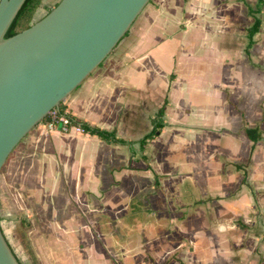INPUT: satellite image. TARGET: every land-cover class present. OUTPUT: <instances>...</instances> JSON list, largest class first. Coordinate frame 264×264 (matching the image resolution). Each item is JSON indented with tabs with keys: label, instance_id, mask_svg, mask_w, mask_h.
I'll list each match as a JSON object with an SVG mask.
<instances>
[{
	"label": "crops",
	"instance_id": "crops-1",
	"mask_svg": "<svg viewBox=\"0 0 264 264\" xmlns=\"http://www.w3.org/2000/svg\"><path fill=\"white\" fill-rule=\"evenodd\" d=\"M256 3L146 4L64 103L131 143L40 127L17 144L0 170V226L22 264H114L111 256L177 264L185 242L149 235L169 227L208 246L177 255L193 264H259L229 237L264 208V5L252 14ZM255 16L261 26L247 51ZM164 102V127L141 146ZM246 125L263 138L254 143Z\"/></svg>",
	"mask_w": 264,
	"mask_h": 264
},
{
	"label": "water",
	"instance_id": "water-1",
	"mask_svg": "<svg viewBox=\"0 0 264 264\" xmlns=\"http://www.w3.org/2000/svg\"><path fill=\"white\" fill-rule=\"evenodd\" d=\"M26 0H0V170L34 126L113 51L150 0H60L5 37ZM0 264H21L0 226Z\"/></svg>",
	"mask_w": 264,
	"mask_h": 264
},
{
	"label": "rangeland",
	"instance_id": "rangeland-1",
	"mask_svg": "<svg viewBox=\"0 0 264 264\" xmlns=\"http://www.w3.org/2000/svg\"><path fill=\"white\" fill-rule=\"evenodd\" d=\"M60 0H42L40 5L37 7V9L34 12L33 15V19L32 22H36L37 20L41 19L43 16H45L48 11L52 8H54L56 6L57 3H59ZM67 98V97H66ZM66 98L62 101L65 103ZM42 128V121L39 122L36 126H34L32 128V130L34 129H38V128ZM44 128V127H43ZM29 135V134H28ZM28 135L25 136L24 139H26L28 137ZM23 140V138L21 139V141ZM20 141V142H21ZM19 142V143H20ZM18 143V144H19ZM260 211L258 213H254L253 216L248 218V222L247 224H249L248 228H239L237 227L236 230L237 233L230 234V239L232 241L235 242V238H240L237 240H242L241 245H236L233 246L235 247V251L234 252H244V253H248L250 256H252L254 259L257 258V255L260 256L259 259V264H264V259L262 258L263 254H264V208L260 207ZM152 212V210L149 208V212ZM149 219L152 218V220H155V215L151 214L150 217H148ZM252 218L254 219V222H252ZM256 220V221H255ZM189 230L187 229H178L175 227H169L167 229H153L149 235L153 236V237H157V238H163L165 241H167V239H170L172 237H174V240H178V241H182L185 242L184 245H182V247L178 250H176V252L174 253V257L176 259H178L177 264H193L192 261H188L187 259H184L183 257H178L180 255V252H204L203 250H205V253L207 252V247L208 246H203L202 244L200 245H195L191 242V234L189 235ZM153 242V241H152ZM164 243V242H163ZM148 246H150L151 248H154V244H148ZM150 247L148 248V256H145L144 259L148 261V263H151L150 259H153L154 257L152 256V254H154L156 251L154 249L150 250ZM161 249H167V247H169L168 244H162V241L159 242V245L157 246ZM222 246V252H229V250H226L228 248V246ZM226 251H225V250ZM153 250V251H152ZM160 250V249H159ZM178 255V256H177ZM181 256V255H180ZM112 259V263L114 264H120L118 259L119 257H110ZM124 262V261H123ZM121 262V263H123ZM153 264H155V262H152ZM253 263V261H252ZM196 264H199L198 262H196ZM256 264V263H253Z\"/></svg>",
	"mask_w": 264,
	"mask_h": 264
},
{
	"label": "trees",
	"instance_id": "trees-1",
	"mask_svg": "<svg viewBox=\"0 0 264 264\" xmlns=\"http://www.w3.org/2000/svg\"><path fill=\"white\" fill-rule=\"evenodd\" d=\"M41 1L42 0H26L24 2V4L22 5L21 9L19 10V12L17 13V15L15 16V18L13 19V21L11 22L9 28L7 29L5 37H10V36L20 32V31L30 27L33 24L32 19H33L34 12L37 9V7L40 5ZM263 5H264V0H257L255 8L254 9L250 8V12L252 14L259 12ZM260 26H261V18L258 16H255L254 22L248 28V43H247V47H246L247 51L255 43L254 36L259 31ZM128 32H129V30L126 32V34L123 37H125L128 34ZM165 104H166V102H164V104L159 108L157 114L153 117V127L148 133H146L141 138V140H140L141 146H144L148 140L155 138L160 133L161 129L164 127L165 123H164L163 116H164ZM59 106L63 110L66 109L64 102H61ZM74 119L81 123L85 133L98 135L100 138H102L108 142L131 143L129 141H126L123 138L117 137L115 131H110L107 129H103L99 126L91 125L87 122L80 121L75 117H74ZM245 131H246V134L248 135V137L254 143H256L257 141H259L263 138L262 132L258 127H251V126L246 125ZM243 226H246V225L243 224Z\"/></svg>",
	"mask_w": 264,
	"mask_h": 264
},
{
	"label": "built area",
	"instance_id": "built-area-1",
	"mask_svg": "<svg viewBox=\"0 0 264 264\" xmlns=\"http://www.w3.org/2000/svg\"><path fill=\"white\" fill-rule=\"evenodd\" d=\"M42 126L46 130H59L62 132H80L84 129L80 122L76 121L66 109H61L60 106L53 107L42 120Z\"/></svg>",
	"mask_w": 264,
	"mask_h": 264
}]
</instances>
